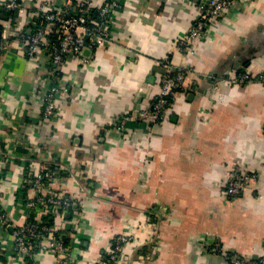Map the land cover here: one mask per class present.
<instances>
[{
  "label": "crops",
  "instance_id": "obj_1",
  "mask_svg": "<svg viewBox=\"0 0 264 264\" xmlns=\"http://www.w3.org/2000/svg\"><path fill=\"white\" fill-rule=\"evenodd\" d=\"M199 1L120 0L114 41L86 50L90 62L62 67L69 91L53 119L42 118L39 103L48 56H25L12 18L0 19V174L9 173L0 204L18 223L29 212L19 196L20 188L34 196L21 180L29 166L23 155L67 165L66 180L51 188L80 203L84 218L76 236L62 234L76 259L68 264H98L126 231L134 241L119 264H231L229 251L264 259V82L230 81L264 71V0H235L186 55L177 43L197 19ZM21 18L23 26L28 16ZM168 56L187 68L184 90L160 124L130 120L120 132L118 117L157 94ZM236 166L258 175L231 196L225 187ZM12 230L0 233V264H64L51 253L18 257ZM216 241L224 252L210 251Z\"/></svg>",
  "mask_w": 264,
  "mask_h": 264
},
{
  "label": "built area",
  "instance_id": "obj_2",
  "mask_svg": "<svg viewBox=\"0 0 264 264\" xmlns=\"http://www.w3.org/2000/svg\"><path fill=\"white\" fill-rule=\"evenodd\" d=\"M235 0H200V12L187 34L179 39L178 49L183 54H192L196 44L207 33L210 24L220 18L225 11L233 6ZM1 9L14 13L11 20L15 37L20 41V49L25 56L35 59L40 52L48 56V65L44 76L48 82L47 88L39 98L42 107V118L53 119L58 116V100L69 91L62 78V67L72 59L80 63L91 61L90 56H84L86 50L96 51L105 48L114 41L115 12L121 7L120 0H34L26 5L23 0H4ZM28 19L22 26L21 16ZM165 66L159 90L148 104L137 113H126L118 117L116 128L124 132L130 120L148 121L152 125L160 124L167 116L171 100L184 90L187 68L172 62L171 57L162 60ZM254 80L264 82V71L258 76L242 71L230 78L233 83H248ZM38 148V147H37ZM39 152V148L37 149ZM23 155L29 162L27 170L22 175L24 186L30 185L34 191L32 198L26 199L24 188H20V201L26 202L29 212L23 222L18 223L11 212L0 204V233L12 230L14 239L13 252L20 258L35 259L42 252L51 253L60 263H74L71 245L64 242L62 234L70 231V236L78 234V229L84 220L80 203L73 200L64 190L52 189L54 182H64L70 168L56 158L47 164L42 159ZM5 163L1 168L5 171ZM9 173L0 174V188L8 182ZM257 173L236 166L232 170L225 192L231 196L243 194L251 182L257 179ZM25 199H24V198ZM72 214V217H68ZM49 217L52 221H48ZM63 220L56 225L55 220ZM148 224L153 218H148ZM69 233V232H68ZM134 236L122 232L117 235L100 252L98 264H119L123 260L124 251ZM210 251L220 253L223 246L216 241L210 246ZM231 264H264L262 260L244 258L237 252H225Z\"/></svg>",
  "mask_w": 264,
  "mask_h": 264
},
{
  "label": "trees",
  "instance_id": "obj_3",
  "mask_svg": "<svg viewBox=\"0 0 264 264\" xmlns=\"http://www.w3.org/2000/svg\"><path fill=\"white\" fill-rule=\"evenodd\" d=\"M13 16H14V13H13V12L6 11V10H4V11H0V19L3 20V21H8V20H10V18H13ZM172 100H173V99H172ZM172 100H171V101H172ZM46 219H47L48 221H52V219L49 218V217H47Z\"/></svg>",
  "mask_w": 264,
  "mask_h": 264
},
{
  "label": "water",
  "instance_id": "obj_4",
  "mask_svg": "<svg viewBox=\"0 0 264 264\" xmlns=\"http://www.w3.org/2000/svg\"><path fill=\"white\" fill-rule=\"evenodd\" d=\"M2 35H3V28L0 27V53L2 49Z\"/></svg>",
  "mask_w": 264,
  "mask_h": 264
}]
</instances>
